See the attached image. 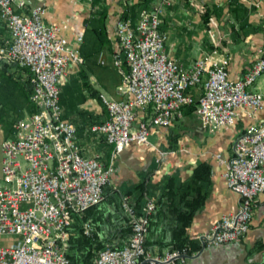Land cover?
Masks as SVG:
<instances>
[{"label": "built area", "instance_id": "1", "mask_svg": "<svg viewBox=\"0 0 264 264\" xmlns=\"http://www.w3.org/2000/svg\"><path fill=\"white\" fill-rule=\"evenodd\" d=\"M170 2L159 0L139 8L133 24L128 19L115 21L118 49L111 55V65L120 73L116 86L120 99L100 94L106 117L91 126L111 146L108 161L101 163L96 157L81 156L75 127L61 115L57 81L67 64L83 62L78 45L68 44L60 33L66 25L44 24L42 4L25 8V0H0V21L7 32L0 39V61L29 71V101L36 109L16 118L12 135L0 140V264H68L64 244L71 215L101 200L114 157L130 142L148 144L150 125L171 126L181 108L195 100L199 126L212 135L232 126L237 115L252 118L264 108V90L252 86L264 73V39L238 79L227 77V56L212 43L203 56L184 67L168 57V35L159 30V17ZM197 8L202 12L201 6ZM81 35L77 31V44ZM191 89L197 90L195 96ZM145 108L148 116L134 123L135 111ZM215 157L224 164L226 188L238 199L198 236L201 248L237 242L248 230L251 203L257 194H264V120L244 127L226 158ZM122 206L131 222L127 244L100 250L91 264H174L175 260L187 264L188 258L177 250L156 255L144 248L153 200L146 199L139 214L125 203Z\"/></svg>", "mask_w": 264, "mask_h": 264}, {"label": "crops", "instance_id": "2", "mask_svg": "<svg viewBox=\"0 0 264 264\" xmlns=\"http://www.w3.org/2000/svg\"><path fill=\"white\" fill-rule=\"evenodd\" d=\"M159 0H25V8L42 4L44 24H65L61 34L68 44L78 45L83 62L67 64L57 81L59 93L64 89L70 108L60 106L61 115L75 127L80 154L96 157L101 163L109 158L111 146L102 133L91 126L106 117L99 95L120 99L116 86L119 71L111 65V55L118 49L114 34L115 21L125 16L132 24L139 8L149 7ZM207 9L209 18L203 23L198 11ZM159 30L166 32V54L184 67L208 51V43L227 56L229 79H238L254 61L256 50L264 39V0H171L159 17ZM81 31V42H75ZM7 34L0 21V39ZM208 34V35H207ZM211 34V38H209ZM211 44V45H212ZM0 61V140L10 137V124L30 113L31 104L19 95L18 89L3 77L12 67ZM2 72L4 75H2ZM259 85L264 88V73ZM255 85L253 89L259 88ZM262 90V89H261ZM264 90V89H263ZM196 89L190 92L195 96ZM148 109L135 111L134 123L148 116ZM7 116V118H6ZM264 120V108L252 118L235 117L232 127L212 135L203 132L195 113L181 114L171 126L148 127V144L130 142L113 161L109 183L103 187V199L98 203L100 217L92 222L97 239L120 241L122 223L112 214L121 194L134 193V185L143 183L151 188L163 179L183 181L193 168L204 163L208 167V186L202 205L186 228L191 239L198 236L237 202L238 196L225 186L224 164L215 155L226 158L234 137L248 124ZM155 192V191H154ZM152 254L157 249L148 248ZM166 251V250H164ZM162 251L160 254H162ZM187 264H264V194L251 203L248 230L237 242L205 246L186 260Z\"/></svg>", "mask_w": 264, "mask_h": 264}, {"label": "trees", "instance_id": "3", "mask_svg": "<svg viewBox=\"0 0 264 264\" xmlns=\"http://www.w3.org/2000/svg\"><path fill=\"white\" fill-rule=\"evenodd\" d=\"M93 0H91L92 2ZM125 19L122 15L119 17ZM200 18L204 23L209 18L207 9L201 12ZM212 45L208 43L207 49ZM12 67V71L3 76L12 87L18 89L19 95L26 103H30L31 92L29 71L16 63H6ZM2 75L4 73L2 72ZM31 104V103H30ZM59 105L70 108V102L66 91L63 89L59 93ZM32 106V104H31ZM196 107V101L181 108V114L191 115ZM64 109H67L64 107ZM36 109L32 106L30 112ZM159 184H154L151 188L142 182L134 185V193L126 191L121 194L119 204L113 205L112 214L122 223L120 228V241L104 242L97 239L95 227L92 222L100 217L98 203L86 208L80 213L71 215L70 223L67 227L68 236L64 244V255L68 259V264H91L97 253L104 248H121L127 244L131 233V222L128 213L122 206L125 203L134 213L139 214L146 199L153 200L154 210L147 215L146 230L143 235V246L156 248L158 254L164 250H177L186 258L198 252L202 245L198 239H191L186 234L193 215L202 205V199L208 186V167L204 163L197 164L191 175L183 181L170 178L163 179ZM107 185V184H106ZM155 191V192H154ZM84 224H87V232H84ZM174 264H182L178 260Z\"/></svg>", "mask_w": 264, "mask_h": 264}, {"label": "rangeland", "instance_id": "4", "mask_svg": "<svg viewBox=\"0 0 264 264\" xmlns=\"http://www.w3.org/2000/svg\"><path fill=\"white\" fill-rule=\"evenodd\" d=\"M262 75V74H261ZM261 75L260 76H258L257 78H256V80L253 82V84H252V86L254 87L255 85H259V80H260V77H261ZM260 86V85H259ZM255 89V88H254ZM263 90L264 88H261V86L259 87V88H256V90ZM64 107H66L65 105H64ZM6 118H7V116H6ZM14 121V120H13ZM13 121L11 122V124H10V127H11V125H12V123H13ZM233 126V125H232ZM232 126H230V127H232ZM0 183H2V179H1V176H0ZM1 244H2V242H0Z\"/></svg>", "mask_w": 264, "mask_h": 264}]
</instances>
